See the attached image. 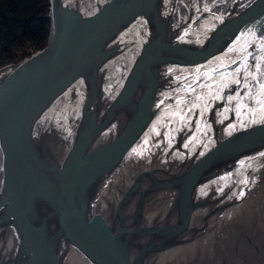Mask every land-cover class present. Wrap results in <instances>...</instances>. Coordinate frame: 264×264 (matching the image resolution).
Returning a JSON list of instances; mask_svg holds the SVG:
<instances>
[{
    "label": "water",
    "instance_id": "water-1",
    "mask_svg": "<svg viewBox=\"0 0 264 264\" xmlns=\"http://www.w3.org/2000/svg\"><path fill=\"white\" fill-rule=\"evenodd\" d=\"M49 18L0 67V264H264V0Z\"/></svg>",
    "mask_w": 264,
    "mask_h": 264
},
{
    "label": "trees",
    "instance_id": "trees-1",
    "mask_svg": "<svg viewBox=\"0 0 264 264\" xmlns=\"http://www.w3.org/2000/svg\"><path fill=\"white\" fill-rule=\"evenodd\" d=\"M50 0H0V67L48 43Z\"/></svg>",
    "mask_w": 264,
    "mask_h": 264
},
{
    "label": "flooded vegetation",
    "instance_id": "flooded-vegetation-1",
    "mask_svg": "<svg viewBox=\"0 0 264 264\" xmlns=\"http://www.w3.org/2000/svg\"><path fill=\"white\" fill-rule=\"evenodd\" d=\"M213 264H224V263H223L222 258H217V259H215V261L213 262Z\"/></svg>",
    "mask_w": 264,
    "mask_h": 264
},
{
    "label": "snow or ice",
    "instance_id": "snow-or-ice-1",
    "mask_svg": "<svg viewBox=\"0 0 264 264\" xmlns=\"http://www.w3.org/2000/svg\"><path fill=\"white\" fill-rule=\"evenodd\" d=\"M237 71H239V69H237ZM237 83H239V81L237 80L236 81ZM261 88H264V85H261ZM230 99H231V97H230ZM198 105H194V107H197Z\"/></svg>",
    "mask_w": 264,
    "mask_h": 264
},
{
    "label": "rangeland",
    "instance_id": "rangeland-1",
    "mask_svg": "<svg viewBox=\"0 0 264 264\" xmlns=\"http://www.w3.org/2000/svg\"><path fill=\"white\" fill-rule=\"evenodd\" d=\"M24 58H25V57H24ZM24 58H23V59H24ZM20 61H21V60H20Z\"/></svg>",
    "mask_w": 264,
    "mask_h": 264
}]
</instances>
